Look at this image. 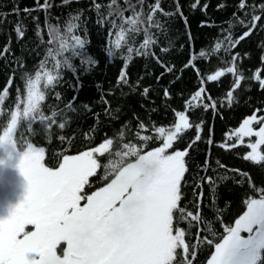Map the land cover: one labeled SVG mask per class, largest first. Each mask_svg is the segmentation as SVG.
I'll use <instances>...</instances> for the list:
<instances>
[{"label": "snow or ice", "instance_id": "1", "mask_svg": "<svg viewBox=\"0 0 264 264\" xmlns=\"http://www.w3.org/2000/svg\"><path fill=\"white\" fill-rule=\"evenodd\" d=\"M199 5L200 0H195L191 7L196 9ZM93 6L98 13L104 7L97 0H94ZM49 7L51 5L47 0L38 5L39 9L44 10ZM218 7L222 8L223 5ZM248 7L247 0H239L238 8L241 11ZM207 8L208 5L204 4L203 10ZM252 8L250 20L233 13L238 23L247 30L238 38H233L229 32L225 37L227 46L223 47V41H218L212 52L207 54L209 58L222 47L225 52L232 53L241 41L254 33L264 18L255 14V10L259 8L264 11V3L253 5ZM107 9V16L101 15L98 21L105 26L110 25L107 53L112 57L114 51L127 49L126 64L133 54L148 55L158 43L154 30L162 29V25L157 14H173L163 9L161 0H152L151 3H146V0H136L135 3L133 0H109ZM176 11L183 15L179 3ZM245 15H248L247 12ZM79 19V16L71 17L63 29L55 25L48 26L47 43L50 47L46 57L40 61L34 75L25 73L24 89H17L15 110L10 111L6 125L0 124L3 128L0 134V173L5 168H14L25 181L22 199L10 207L6 215H0V264H193L196 245L186 241V230L179 226V221L188 220L189 217V224L191 221H202L199 200L203 192L199 194L195 214L180 206L182 186L188 171L185 160L188 148L169 150L173 149L174 142L184 131L194 126L197 135L192 143L201 139V125H193L186 115L189 108L201 105L205 111L216 108V101L210 95H207L210 103H205L203 78L201 86L185 102V111L175 112L176 122L172 128L154 129L155 139L161 143L149 151H144V148L153 137L141 136L138 131L136 135L144 141L142 145L124 142L116 147L117 139L109 137L98 146L76 155H63L59 166L50 168L43 162L45 148L30 139L37 135L33 127L35 124H40L50 134L52 126L57 123L56 118L61 113L53 110L50 115H45L42 104L46 101L49 86L59 81L62 69L72 67L71 58L80 57L90 65L96 63L84 52L86 41L77 34L80 25L75 21ZM17 32L23 36L19 25ZM205 55L201 51L200 56ZM244 55L247 56V53ZM242 59L240 53L235 52L230 61L225 62L228 66L207 76V81H218L226 74H232L234 81L227 92L229 106L234 102V92L246 79L238 65ZM260 59L264 62V55ZM157 60L159 62V57ZM186 67H195V64L190 60ZM196 72L200 76L199 68H196ZM252 79L257 80L264 89L260 69L256 70ZM118 83H128L125 71L121 72ZM144 92L147 93L148 89L145 88ZM164 94L169 96L167 89ZM7 95L8 87H5L3 94H0V105ZM261 111L264 110L256 109L238 128L226 134L229 140L235 136V143L221 144L220 147L228 150L242 144L245 137H256L254 142L247 144L250 152L243 158L258 163L264 161V153L260 151L261 146H264V115H257ZM3 114L0 108V115ZM66 123L60 122L59 128L63 129ZM254 123L260 125L258 130L254 129ZM25 125L28 136L21 131ZM138 127L148 131L143 122ZM117 136L123 141V128ZM60 139L64 140L65 137L61 136ZM209 143H212L211 139ZM191 146L189 144V148ZM105 154L111 158L106 165H102L98 157ZM133 157L134 160L131 159ZM205 164L207 166V161ZM101 167L110 169L103 179H108L109 174L114 178L88 194L86 186H91L89 178L96 176ZM220 167L225 166L221 164ZM229 171L248 176V173H241L239 169ZM207 181L215 187L212 177H207ZM249 184L254 187L250 178ZM8 186L7 178L0 175V187ZM255 191L259 198L247 197L246 210L235 220L234 225L224 226L225 235L220 242L214 243L208 237L203 238L208 244H214L207 264H264V189ZM82 201L86 202L82 204ZM177 212L178 217L174 215ZM208 231L211 232V228ZM241 233H247V236ZM199 236L198 231V242ZM61 245H64L62 249Z\"/></svg>", "mask_w": 264, "mask_h": 264}, {"label": "trees", "instance_id": "2", "mask_svg": "<svg viewBox=\"0 0 264 264\" xmlns=\"http://www.w3.org/2000/svg\"><path fill=\"white\" fill-rule=\"evenodd\" d=\"M44 2L0 0V94L8 87V95L0 105L4 112L0 115V124L6 125L10 111L15 110L17 89L23 91L25 73L34 75L40 61L46 57L50 47L47 43L48 26L55 25L63 29L74 16L80 17L75 22L80 25L77 34L86 41L84 52L96 63L90 65L80 57H72V67L63 68L59 81L47 90L42 111L50 115L55 110L61 115L56 118L57 123L52 126L50 134L40 124H35L33 127L37 135L30 139L45 148V158L52 164L63 155L78 154L96 147L109 137L117 139L116 147L124 142L142 145L144 141L136 135L138 131L141 136L153 137L147 142L144 151L158 147L161 141L155 139L154 129L164 127L168 130L175 124V112L185 111V102L198 90L203 78L205 103H210L207 100V95H210L216 101V108L207 111L202 105L189 108L186 115L193 125H201V139L192 143L197 135L194 126L180 135L170 151L188 148L185 157L188 171L182 186L180 206L195 214L199 194L203 192L199 200L202 221H191L189 224V217L188 220L179 221V226L186 230V241L196 245L193 264H206L214 251V244H208L203 238L208 237L214 243L220 242L225 235L224 226L234 225L235 220L246 210L247 197L259 198L255 189H264V161L258 163L243 158L250 151L247 144L253 137H245L244 142L235 148L226 150L220 147L221 144L235 143L236 137L229 140L226 134L232 133L256 109L264 110V89L257 80L252 79L257 69L261 70V78H264V62L260 59L264 55V18L254 33L241 41L232 53L223 50L228 44L225 37L229 32L233 38H238L247 30L238 23L233 13L250 20L252 6L264 3V0H247L249 7L244 11L238 8L239 0H200L196 9L191 7L195 0H161L163 9L173 14H157L162 25V29L154 30L158 43L148 55L133 54L127 64V49L116 50L109 57L110 25L98 22L101 15L107 16L109 0H97L104 5L101 13L94 8V0H68L67 3L65 0H47L51 7L39 9L38 5ZM151 2L146 0V3ZM177 3L183 15L176 11ZM204 4L208 5L206 11L203 10ZM25 9L30 11L25 12ZM255 14L264 17V11L259 8H256ZM17 25L23 36L17 32ZM218 41H223V47L209 58L207 54L212 52ZM201 51L206 55L200 56ZM235 52H239L243 58L238 61V65L246 79L234 92V102L229 106L227 92L234 81L232 74L228 73L218 81H207V76L228 66L225 62L230 61ZM190 60L195 67H186ZM196 68H199L200 76ZM122 71L126 72L127 84L118 83ZM145 88L148 89L147 93L144 92ZM166 89L169 92L167 97L164 94ZM257 115H264V111ZM63 121L67 123L61 129L59 123ZM141 122L148 127L147 132L139 129ZM122 128L124 139L120 141L117 133ZM2 130L0 127V132ZM21 131L28 136L26 125ZM61 136L65 139L61 140ZM189 144H192L191 148ZM260 151L264 153V146H261ZM110 158L107 154L98 157L102 165H106ZM221 164L225 167H220ZM102 169L103 173H110V169ZM230 169H239L241 173H248V176H241ZM207 177H212L214 188ZM249 178L254 187L250 186ZM174 215L178 217L179 213ZM208 228H211V232Z\"/></svg>", "mask_w": 264, "mask_h": 264}, {"label": "flooded vegetation", "instance_id": "3", "mask_svg": "<svg viewBox=\"0 0 264 264\" xmlns=\"http://www.w3.org/2000/svg\"><path fill=\"white\" fill-rule=\"evenodd\" d=\"M61 160L62 158L58 162L55 161V164H52L45 158L43 162L47 167L56 168L59 166ZM0 175L6 177L9 182L8 187H0V215H6L9 208L14 206L16 203L19 202L20 199H22L25 181L20 175H16L14 181L12 173L10 172L7 175L4 170L2 173H0ZM104 176L105 173H103V169L101 167L97 170L96 176L89 178L91 186H86V192L90 194L92 191L97 190V188L105 186L106 183L110 182V180L114 178V176H112L111 174L108 175V179H103ZM85 202L86 201H82L81 203L83 204ZM29 228H31V226H29ZM63 247L64 245L60 246L61 249Z\"/></svg>", "mask_w": 264, "mask_h": 264}, {"label": "rangeland", "instance_id": "4", "mask_svg": "<svg viewBox=\"0 0 264 264\" xmlns=\"http://www.w3.org/2000/svg\"><path fill=\"white\" fill-rule=\"evenodd\" d=\"M259 124H253V127H254V129H257L258 130V128H259ZM172 128V127H171ZM3 131V130H2ZM2 131L0 132V134H2ZM248 139H251V138H249V137H247ZM255 139H256V137H253V139L251 140V142H254L255 141ZM170 151V150H169ZM250 152V151H249ZM4 171H5V173L8 175L10 172L12 173V175H13V180L15 179V177H16V175H19V173H18V170H16V169H14V168H5L4 169ZM15 181V180H14ZM241 235L242 236H247V233H241ZM206 264H207V262H206Z\"/></svg>", "mask_w": 264, "mask_h": 264}]
</instances>
